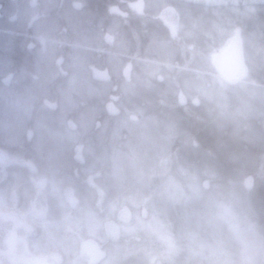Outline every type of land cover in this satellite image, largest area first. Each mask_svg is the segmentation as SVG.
Instances as JSON below:
<instances>
[{"label":"rangeland","instance_id":"obj_1","mask_svg":"<svg viewBox=\"0 0 264 264\" xmlns=\"http://www.w3.org/2000/svg\"><path fill=\"white\" fill-rule=\"evenodd\" d=\"M50 1L39 3L40 16L36 7L29 10L16 0L11 5L3 1L0 7V13L7 16L2 20L4 16L0 14V28L32 32L39 39L37 57L46 63L56 55V45L50 40L55 39L52 33L60 28V13L71 26L72 31L65 34L69 39L73 31L84 39L91 36L93 29L84 26L95 19L83 8L79 10L83 13L76 12L74 3L85 4L84 0ZM187 1L199 3L200 10L190 4L183 8ZM98 4L104 14H108L106 10L111 5L118 6L122 15L125 12L123 17L111 14L112 21L105 28L117 49L133 59L126 77L121 70L125 64V59L120 58L123 56H114L110 51L98 55L94 49L81 46L90 54L94 52V57L101 56L98 63L106 71L102 82L93 80L86 68L85 64L92 67L94 60L81 49L70 47L64 53L69 62L68 75L53 62L45 70L34 61L27 71L45 82L52 76L59 77L57 97L44 84L23 83L24 76L17 73L8 91L0 87V96H13L10 100L6 96L9 109L0 110V114H14V118L0 119V264H142L143 260L147 264H203L209 258L215 264H226L229 255L224 256V251L215 245L200 243L191 233L185 237L182 226L186 221L173 225L169 203L178 198L183 201L191 192L192 186L185 184L190 176L206 172L232 180L244 176L240 170L258 169V180L254 183L250 179V185L259 204L255 216L264 219V109L255 100L256 86L252 87L247 79L241 85L228 86L220 78L203 75L207 71L215 73L211 59L217 60L226 72L234 67L231 61L238 58L235 48L225 59L219 53L225 36L237 33L247 44V73L255 71L264 82V33L258 31H264V0H101ZM207 5H211L209 11L203 8ZM255 9L261 11L259 18L241 20L249 13L257 14ZM202 11L210 13L208 21L204 17L200 21ZM157 12L162 13V18H148V14L154 16ZM133 15L142 21H162L163 25L144 28L146 41L138 43L141 33ZM130 17L131 33L122 24L123 19L127 22ZM9 50L0 36V70L9 64ZM146 55L150 61L143 59ZM169 72H177L175 81H171ZM22 84L27 86L25 91H35L47 102L53 98L61 115L67 111L69 115V108L80 102L74 110L76 116L67 117L79 134L86 135L81 144L85 156L81 155L86 160L82 165L71 162L70 155L55 153L67 145L62 141L63 133L71 139L75 130L69 133L64 127L58 128L56 119L50 117H38L32 123L36 128L32 131H37L40 138L34 144L43 148L48 157L38 161L24 155L15 130L24 127L22 121L28 118L21 109L32 103L25 106V99L17 100L18 92L11 89ZM108 101L113 106H107ZM101 111V127L96 130ZM213 126H228L231 136L252 145L254 152L245 149L241 156V152L230 148L231 143H222L218 137L206 142L205 135L212 133ZM191 139L201 145H214L211 158L196 152ZM54 141L57 146L51 144ZM101 141L106 146L99 145ZM244 157L249 160L243 161ZM81 171L87 173L89 185L99 190L95 194L86 188ZM73 175L78 178L76 182ZM237 188V183L232 185V190H227L231 194L215 203L220 215L232 221L235 228L251 218L250 204L247 199L238 198ZM247 198L253 202L249 195ZM134 208L138 210L135 213ZM246 234L254 235L251 230ZM234 252L244 254V261L230 264H261L258 255H264V245L249 237Z\"/></svg>","mask_w":264,"mask_h":264},{"label":"trees","instance_id":"obj_2","mask_svg":"<svg viewBox=\"0 0 264 264\" xmlns=\"http://www.w3.org/2000/svg\"><path fill=\"white\" fill-rule=\"evenodd\" d=\"M3 1L5 3V1H8L7 3H9L10 5L12 4V2H14V0H0V7H2ZM19 3V6L24 5V8L27 7L29 10L33 9L35 10V7L38 9V14L39 16L42 15V9L39 8V3L43 2L42 4L45 5V3H50V0H16ZM50 1V2H49ZM85 4L79 3L76 4L74 3V8H76V12L79 13H83L81 10L82 8L84 9V12H87V14L92 15V18H95L94 20H90L89 25H85L84 29L86 28H92L93 31L91 32V36H88V38L84 39V37H79L77 34L74 33L70 35V39L68 38V36L65 37L66 33H69L70 31H72L71 26L67 23V21H65V18H63L62 14L60 13V17L58 16V19L60 21V28L58 29V32L54 31L52 34V37H54L55 35V41L54 40H50L53 41L56 45V55L53 57V59L50 62H53V64L55 63V65L57 66L58 70L60 72H62L63 74H69V72L66 71V67L67 64L69 63L68 61L65 60L64 58V53L66 52L65 50L70 49V47H74V48H79L81 49L80 51L84 52L85 55L87 54L92 60H94V64H92L93 66L91 67L90 64H85L86 68L89 69V71L91 72L90 77L92 76V79L95 81H99L102 82V78L105 77V73L106 71L104 70V66L101 68L100 64L98 63V61L102 58H100L101 56H96L94 57V55H96L94 52H97L98 55H103L101 54L102 51H110L112 53H115L116 55L114 56H123L120 57L122 59H125V64L124 67L121 69L123 75L126 77L128 75V72L130 71L131 68V55H126L125 53L123 54L121 51H119L117 49V46L115 45L114 39L110 37V35L107 33V29L105 28V26L107 24H110L112 19H110V15H119L120 17H123L125 12H123L124 14H120L121 11L118 8V6H114L111 5L110 7H108V9L106 10V12L108 14H104V10L103 8L100 7V5L98 4L101 0H84ZM192 5L194 6V10H200V4L199 3H190V2H185V4H183V8H186V5ZM204 9H206L207 11H209L208 9L211 8V5H207L206 7L203 6ZM193 10V11H194ZM127 12V14H129V10L126 9L125 10ZM191 11V12H193ZM207 11H202L200 14V21L201 18L204 17V21L205 19H207V17L209 16V12ZM91 12V13H90ZM254 12H257V14H253V13H249L247 15H244L241 17V20H252L253 18H256L255 16H258V18L261 16V11H259L258 9H255ZM3 14L2 16H4V13H0ZM253 16H252V15ZM102 15V17H101ZM162 13L161 12H157L154 13V16L148 14V18H151L153 20L154 17H159L162 18ZM11 14H10V19L11 18ZM128 16V15H127ZM135 18V23L137 25V30L138 33L140 34V37H138V39L135 38V42H137L136 40H138V43L144 42L146 41V38L143 37L142 32L144 28H148V27H153L154 24H159V25H163L162 21H153L151 22L150 20H145L144 18V24L142 21L141 17L135 16L133 15ZM140 16H146L144 15H140ZM2 18V17H0ZM7 18V16H4V18L2 20H5ZM209 18V17H208ZM57 19V20H58ZM129 21L126 22L125 19H123L124 21L122 22V24L124 23V28L126 27L127 29L130 28L131 23L130 20H133L130 18H128ZM142 21V23H141ZM208 21V19H207ZM202 22V21H201ZM161 23V24H160ZM68 24V26H67ZM114 24V22H113ZM121 24V25H122ZM27 30V29H26ZM259 32H263L262 30H258ZM2 33V34H1ZM129 33H131L130 29H129ZM125 36H127L124 33ZM0 36H2L3 41L6 42L7 45L10 46V50L7 52L8 53V58L9 61L6 66H4L1 70H0V87H3L4 89H6L7 91L9 90L8 86H11V82H13L12 77L16 78L17 74H21L22 76H24L23 79V83L27 84L29 82V84L32 86H34L35 82L37 84H39V86L42 84L45 85V87L48 90V92L50 94H52L53 96L57 97L58 94L56 92L57 86L60 84L59 77L56 76H52L50 78V80L48 81H43L42 78L38 79L37 77H32L30 76V74L27 73L28 69L30 70L31 67H33L32 62L36 61L37 63H39L40 68H45V70H47V66L49 63L44 62L45 60H41L37 57V48H38V44H39V39L32 33V32H28V31H20L19 28L17 29H13L12 27L9 28H5V30H2L0 28ZM61 36V38L59 37ZM230 36V37H229ZM254 36H256V34H254ZM227 37V38H226ZM257 37V36H256ZM110 38V39H109ZM48 38H46L45 40H47ZM252 40H257L253 39V37L251 38ZM74 40H78L79 43H74ZM128 40V38L126 39ZM224 46L220 49V53L219 55H223V58H227L229 52H232L231 49L235 48L236 53L238 54V60L237 59H233L231 62H233L234 67H231L229 69V72H226V70H224V68L217 62V60L215 61L214 59H211V64L215 67V73H210L208 74L207 72H203V75H212L214 77L220 78V80H222V82L225 85L228 86H232V85H241L244 79H247L248 83L253 87L254 85L256 86L254 88L255 91V95L256 96L255 100L260 102V105H262L263 109H264V82H262L261 80V76L258 75L255 71L249 70L247 73L246 70V61L248 60L245 56H247V47H246V43H244L243 41H241V38L239 39L237 33L231 35H227L225 36L224 39ZM48 41V40H47ZM77 42V41H76ZM125 43V42H123ZM110 45V48H109ZM81 46H85L86 48L89 49H94L95 51L90 54L89 50L80 48ZM112 46V47H111ZM109 48V49H108ZM124 48H125V44H124ZM78 49V50H79ZM102 49V50H101ZM6 52L3 51V54H6ZM100 52V53H99ZM131 54V53H129ZM232 54V53H231ZM236 54V55H237ZM111 55V56H113ZM234 55V54H232ZM118 56V57H119ZM36 57V59H35ZM93 57V58H92ZM141 57V56H140ZM140 57L139 60H140ZM147 57V58H146ZM145 59H149L148 61L151 60V58H148V56L146 55ZM153 60V59H152ZM96 61V62H95ZM141 61V60H140ZM146 61V60H145ZM142 61V62H145ZM147 62V61H146ZM105 64V61H103L102 65ZM35 65V64H34ZM15 66V68H14ZM173 67V66H170ZM21 68V69H18ZM24 68L26 69V71H24ZM18 70V71H17ZM163 71V70H162ZM164 72V71H163ZM167 71H165L166 73ZM17 73V74H16ZM177 73V72H176ZM175 72H169V78L171 79V81H175L174 77H178L179 75H176ZM103 76H102V75ZM30 76V80L27 76ZM206 77V76H204ZM32 81V82H31ZM34 82V83H33ZM25 84H22V86H18V87H14L11 89H15L18 94L15 95V97L17 98V100L20 99L24 100L25 106L27 105V103H32V105L28 108L25 109H21L20 112L22 113H26L27 115V119L26 122H23V126L24 127H20L19 130H15V137L19 140L18 144H20V142H22V147L21 150L23 151L24 155L26 157H34L33 159L38 160V161H42L43 159H41L43 156H46V158L48 157V154L43 150V148H39L36 147L34 142H37L36 140H38L39 138V134L37 131L34 130V132L32 131V129H34L35 127H32V123L34 122L35 118H46L49 119L50 118H55L56 122H57V127L59 128H65L67 130L64 131H68L69 133H71V131L75 130V126L72 125V117L76 116L75 113V108H79L78 105H80V102L77 103L76 106H73V108H69V115L68 111L67 113L65 112V114L61 115L60 112V106L54 102L53 98L51 100H49L50 102H47L48 99L43 98L42 95L37 96L35 94V91L32 92V94L30 93V91H25L26 88L23 86ZM207 85V87L210 86V83H205ZM254 84V85H253ZM6 94V93H5ZM26 95V97H25ZM6 96H9V100L12 99L13 96H11V94H6ZM2 97L0 96V110H5V109H9V104L10 103H6V100L8 99L7 97ZM29 96V97H28ZM39 98L37 99L36 98ZM33 100V101H32ZM12 101V100H11ZM32 101V102H31ZM109 102V101H108ZM78 106V107H77ZM107 106H113L111 104V102H109L107 104ZM104 108V106H103ZM106 109V107L104 108V110ZM100 116L97 118V125H96V130L97 128L101 127V124L99 123V118L103 115V111L99 112ZM54 117H53V116ZM14 114L9 112L7 113V111H3L0 114V119H6V118H14L13 117ZM22 116V115H21ZM67 116H70L71 118H68ZM2 121V120H0ZM96 124V123H95ZM77 125V123H76ZM78 126V125H77ZM36 129V128H35ZM212 133L211 134H206L205 135V141L209 142V140L212 139L215 140V138L217 139V137L220 139L219 141H221L222 143H226L227 142L231 145L232 147H230L235 153L236 152H241V156H243V152H245L246 150L250 151V152H254V148L252 145L247 144L246 142H241L239 139H237L236 137H232L230 134V129L228 126H223V127H216L213 126L212 127ZM92 133V132H88ZM37 135V136H36ZM64 138L62 139V141L65 142V145L63 150H59L56 149L55 153L58 152H62V154L66 155V157H69L70 155V161L71 162H75L77 161L78 163H81V165L83 164V162H85L86 160L84 159V157H82L81 155V151H83V148L81 149V144L84 141L86 135H84L83 133L77 132V130L74 131V137L71 139H67L66 133H63ZM85 136V137H84ZM181 136H178V139H181ZM184 136V134H183ZM199 136V134H198ZM0 138L2 139V136L0 135ZM102 138V135L100 136V139ZM40 139V138H39ZM99 139V138H98ZM176 139V137H175ZM239 140V141H238ZM191 141L193 142V149H195L196 152H198L201 156H203V154H205V156L210 159L211 156L210 154H212L214 145L211 146L208 143L204 145H201V143H198V141L191 139ZM17 144V145H18ZM52 145L55 144V146H57L56 142L54 141L53 143H51ZM101 146H106V144L101 141V143H98ZM228 144V145H229ZM199 145H201L202 147L199 148ZM108 146V145H107ZM36 147V148H33ZM227 147V146H226ZM55 148V147H53ZM246 149V150H245ZM39 151V152H38ZM72 151H76L75 155H72ZM35 152L36 155L35 156ZM72 152V153H71ZM83 154V153H82ZM63 155V156H64ZM85 156V154H83ZM243 159V158H241ZM240 159V160H241ZM249 160V158L244 157L243 161ZM196 160V158H195ZM212 160H214V158H212ZM249 162V161H248ZM27 168V167H25ZM29 168V167H28ZM27 168V169H28ZM241 174L244 175L242 178L238 177L236 179H222V177H220L221 175H217V176H213L212 174L206 175V172L204 173V175H200V176H190L188 177V179L185 181V184L187 185V187L192 186V190L191 192H187V195H185L183 197V201H181L180 198H178L177 200H173V202L169 203V206H171L173 208V210L171 211V214L173 215L172 217V223L179 225L180 223L186 221L185 223H183L184 227L183 229L186 231L185 237H187L188 235L194 234L195 237H198L199 242L200 243H204L206 244L208 242V244H213L216 247H218L219 250L224 251L223 255L224 256H228L229 255V261H225L226 264H230V263H243V256H245L244 254H240L238 252H234V248H236L237 245H239L240 243L243 244V241H247V238L251 237L254 238L255 243L260 244V242H262V244L264 245V219L262 218V216L256 217V213L257 212V207L259 204H257V200H256V193L253 192V186L250 185L251 182L256 183L258 180V177H255L258 173V169L254 172L253 170H250L248 168L240 170ZM74 172V170H73ZM72 172L67 173V177L70 179V174ZM81 171L80 175L83 176V181L84 184L86 185V188H88L92 194H95L97 190V188H94L93 186H90L89 183L91 182L90 179L87 177V173L84 174ZM98 176V175H97ZM95 175H92L91 178L94 179ZM67 179V178H66ZM68 179V180H69ZM251 179V182H250ZM78 180V178H75V176L73 175V181L76 182ZM237 183V186L239 188H237L238 193H239V197L243 200H248V203L251 205H249V207L251 208V218L248 219L247 221H244L242 224H239L240 226H238V228H235L232 225V221L228 220V218H224L222 217V215H220L221 212H219V209L217 207V205H215V203L217 202V200L219 199H225L227 195L231 194L228 191L232 190L231 187L232 185H235ZM239 184V185H238ZM257 188V187H256ZM228 190V191H227ZM216 191H220V192H216ZM260 191V190H259ZM102 192V191H101ZM100 193V192H99ZM105 195V194H104ZM247 195H249L252 199L253 202L250 201L247 198ZM107 196V195H105ZM219 197V198H218ZM119 207V205H118ZM117 207V208H118ZM136 211H138L136 208H134L132 210L133 213H135ZM255 220V221H254ZM234 225V223H233ZM249 230H251V233L253 232L254 235H247L246 232H248ZM193 231V232H192ZM12 233V232H11ZM13 234V233H12ZM223 247V248H222ZM231 251V252H227V251ZM233 253V254H232ZM261 258H258L259 260L262 259L261 264H264V255H258ZM212 258H209V262H204L203 264H215L216 261L211 260ZM125 259H123L124 262ZM144 262H142V264H147V260H143ZM151 264H155V261H153Z\"/></svg>","mask_w":264,"mask_h":264}]
</instances>
